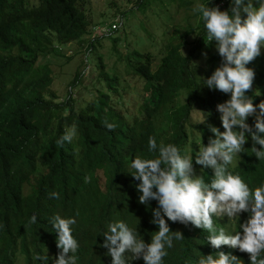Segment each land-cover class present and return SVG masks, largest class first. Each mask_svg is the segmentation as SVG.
I'll return each mask as SVG.
<instances>
[{"label": "trees", "instance_id": "16d2710c", "mask_svg": "<svg viewBox=\"0 0 264 264\" xmlns=\"http://www.w3.org/2000/svg\"><path fill=\"white\" fill-rule=\"evenodd\" d=\"M152 1L134 0V8L128 11L143 13ZM171 1H179L178 8L191 5V0ZM86 2L37 0L30 4L29 0H0V264H55L60 251L52 227L55 215L76 221L72 235L79 242L77 264H112L108 250L102 247L103 233L111 222L124 221L146 244L150 243L158 231V225L152 222L158 203H139V181L131 176V160L158 155V151H148V139L155 137L157 145L175 144L182 155L192 156L193 169L198 170L202 166L195 164V152L201 142L207 146L209 139H215L209 125L224 131L216 106L229 100L230 94L210 90L204 84L222 61L216 50H210L212 42L205 45L206 31L199 13L193 15V25L186 18L185 25H173L171 33L159 38L163 49L157 64L149 51L142 53L134 48L119 55L126 72L143 81L134 113L124 110L120 114L114 108L113 104H118L112 102L110 92L119 96L118 78L108 75L100 57L98 77L106 91L95 90L96 97L79 111L74 110L69 91L58 103L52 90V71L47 63L39 65V59L59 56L70 61L72 56L63 55L60 46L83 43L84 37L90 36L85 48L89 52L97 48L100 39L112 38V34L92 37L96 26L85 11ZM208 6L227 11L232 4L231 0H210ZM241 17L246 18V14L242 12ZM118 22L122 25L123 19L101 26ZM112 40V50L116 51L117 39ZM147 41L150 46L152 40ZM261 52L257 62L247 65L254 70L255 79L245 95L254 106L264 102V48ZM80 76L77 68L69 88L79 84ZM196 111L205 114L204 123L192 121ZM159 113L164 122L160 128L153 120ZM255 119L253 114L246 120L253 131ZM105 121L116 124L115 130L109 131ZM73 124L76 136L71 143L58 146L56 141ZM246 139L245 151L229 167L254 189L264 184V160H257L249 150L253 147L250 134L246 133ZM202 169L201 176L210 182L212 169ZM85 177H90V182L85 183ZM53 192L59 199L51 197ZM33 215L37 223L30 224ZM249 216L244 213L242 224ZM167 223L172 232L180 231L184 240L173 241L163 264H194L208 251L213 252L203 239L209 235L207 231L190 224ZM221 225L225 230L229 227ZM229 254L250 264L246 253L229 248ZM36 255H47L48 259L36 260ZM126 264L144 261L126 259Z\"/></svg>", "mask_w": 264, "mask_h": 264}, {"label": "clouds", "instance_id": "9594fccd", "mask_svg": "<svg viewBox=\"0 0 264 264\" xmlns=\"http://www.w3.org/2000/svg\"><path fill=\"white\" fill-rule=\"evenodd\" d=\"M209 2L197 4L193 11L199 13L203 22L205 45L214 41L222 62L204 84L210 90L230 94L229 100L216 106L224 131L209 125L215 139H209L204 146L199 133L202 146L195 152V164L212 169L213 178L206 183L201 176L203 169H193V157L182 155L175 144L157 145L155 137H149L148 151H158V155L154 158L136 156L131 160L130 168L132 178L139 181V203L147 205L153 200L158 203L152 213V222L158 225V231L146 244L124 221L109 223L108 230L103 233L102 247L108 250L112 264H126V259L141 258L144 264H163V258L168 254L166 249L173 247L174 240H184L180 231L170 230L167 221L190 224L196 230L209 233L203 239L214 248L213 252L208 251L194 264H243L241 259L229 254V248L246 253L250 264H264V184L250 188L229 167H233L239 154L245 151L246 133L253 142L249 150L257 160H264V102L254 106L252 99L245 95L252 90L255 79L254 70L246 66L259 57L264 48V0H231L232 7L227 11L209 7ZM254 3L258 6L254 7ZM242 12L246 18L242 19ZM196 112L202 116L199 123H204L205 114ZM253 114H256L255 131L246 123ZM104 123L109 131L115 130L116 124ZM76 134L73 124L56 141L57 145L62 147L64 142L71 143ZM88 182L90 177H85V183ZM51 197L59 199V194L53 192ZM244 213H250V216L242 224ZM29 223H37L36 215ZM75 223L74 218L60 215L52 218V227L57 234L56 247L60 250L57 257L52 253V258L56 257L55 264H77L75 254L79 242L72 235ZM221 223L229 227L225 230ZM126 253L131 256L126 257ZM35 259L46 262L48 257L36 255Z\"/></svg>", "mask_w": 264, "mask_h": 264}, {"label": "rangeland", "instance_id": "374dc122", "mask_svg": "<svg viewBox=\"0 0 264 264\" xmlns=\"http://www.w3.org/2000/svg\"><path fill=\"white\" fill-rule=\"evenodd\" d=\"M36 2L37 0H29L30 4H36ZM133 2L134 0H87L85 11L92 26H96L92 32V37L98 35V28L103 27L101 23L109 25L119 18L123 19L122 25L121 22L116 23V31L109 34H112V38L100 39L97 48L89 52H86L85 48L90 36L84 37L83 43L73 42L60 46V52L63 55L72 56L70 61L59 56L39 59V65L47 63L52 71V90L58 96V100H56L58 103L67 97L69 91L71 98L74 99L73 108L75 111H79L96 97L95 90L106 91L105 84L98 77L97 65L100 57L108 75H117L118 78L119 96L110 92L112 102L118 104L117 106L113 104L114 108L120 114H124V110L128 113H134L139 104L138 95L142 91L143 81L133 73L126 72L122 57L119 55H123L134 48L142 53L149 51L154 56V65L157 64L162 52L161 49H163V43L160 42L159 38L164 36V33L169 34L173 25H185L184 20L186 18L188 19L187 23L193 25L196 20L193 17L196 13L193 9L201 3V0H191V5L181 8H178L179 1L172 3L171 0H154L143 13L128 11V9L134 8ZM121 11L128 12L121 16ZM113 38L117 39L116 51L112 50ZM147 39L152 40L150 46ZM134 40H137L136 44L135 42L132 44ZM211 44L210 50L215 51V42L213 41ZM258 59L259 57L253 62H257ZM77 68H80L81 71L79 84L69 88V82ZM182 98L185 96L183 95ZM120 106H123L124 109ZM162 117L163 114L159 113L153 118L155 126L158 128L163 126ZM191 119L193 122L199 123L202 118L197 112L192 114Z\"/></svg>", "mask_w": 264, "mask_h": 264}, {"label": "built area", "instance_id": "2783aa9c", "mask_svg": "<svg viewBox=\"0 0 264 264\" xmlns=\"http://www.w3.org/2000/svg\"><path fill=\"white\" fill-rule=\"evenodd\" d=\"M117 28L116 23L112 24L110 27H99L98 28V36H108L112 30H115ZM102 33V34H101ZM107 34V35H104Z\"/></svg>", "mask_w": 264, "mask_h": 264}]
</instances>
